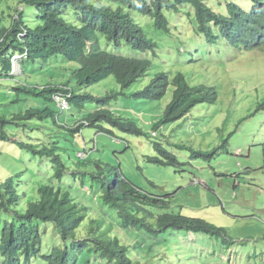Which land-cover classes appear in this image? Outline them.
I'll return each mask as SVG.
<instances>
[{
  "label": "trees",
  "instance_id": "trees-1",
  "mask_svg": "<svg viewBox=\"0 0 264 264\" xmlns=\"http://www.w3.org/2000/svg\"><path fill=\"white\" fill-rule=\"evenodd\" d=\"M12 2L18 18L13 16ZM19 5L25 7L21 12ZM181 12L193 30H184L176 21ZM23 26L28 29L24 40L17 37ZM4 36L1 66L9 58L7 40H14V48L22 44L30 49L24 75L9 77L17 80L13 108L7 110L11 113L0 116V134L7 138L15 133L11 130L29 128L20 133L31 166L10 170L16 180L12 189L8 182L0 183V254L7 255L11 264L23 256L30 262L33 258L34 264H93L94 256L98 264H176V242L170 240L174 234H225L203 218L156 212L166 206L165 201L133 182L113 160L97 156V135L122 140L117 132L145 134L128 117L130 111L124 116L120 106L127 105L132 86L150 73L171 38L179 41L176 52L188 51L193 62L203 58L195 52L207 51V44L224 50L225 46L264 50V0H249L248 8L231 0L224 4L223 0H0V39ZM189 44L197 46L188 50ZM57 60L72 74L75 88L66 82L43 87L29 83L31 73L53 69ZM110 76L118 82L115 91L85 92ZM215 84L200 78L189 81L185 72L169 69L157 71L136 95L151 101L169 98L154 124L155 129L167 130L199 104L215 103L219 97ZM60 93L71 94V109L61 112L65 121L70 119L66 131L60 130L65 127L57 120ZM88 128L98 132L91 148L85 140ZM46 130L50 132L45 137L30 134ZM154 149L156 154L147 156L149 162L182 164L163 142L156 141ZM81 150L83 157L78 156ZM18 161L26 163L24 158ZM88 183L103 195H82Z\"/></svg>",
  "mask_w": 264,
  "mask_h": 264
},
{
  "label": "rangeland",
  "instance_id": "rangeland-1",
  "mask_svg": "<svg viewBox=\"0 0 264 264\" xmlns=\"http://www.w3.org/2000/svg\"><path fill=\"white\" fill-rule=\"evenodd\" d=\"M227 1L223 0V4ZM231 1L249 7V0ZM219 9L220 6L215 8ZM176 21L184 30H193L183 12ZM167 45L171 48L167 47L154 60L150 73L132 86L127 105L120 106L124 116L130 111L132 115L128 117L145 134L117 132L122 140H113L88 128L84 131L88 147L97 135V156L113 160V165L121 167L133 182L165 201L166 206L156 208V212L203 218L225 230V234H174L170 240L176 242V264H190L192 259L194 264H264V50L230 46L224 50V46L207 44L205 52L194 49L203 58L193 62L188 51L176 52L178 39L171 38ZM189 46L186 49L192 50L197 45ZM54 65L53 69L31 73L29 83L43 87L64 81L75 88L77 82L63 69L65 64L57 60ZM169 69L185 72L189 81L200 78L207 84L215 82L219 97L215 103L199 104L184 119L167 126V130L155 129L169 98L151 101L136 93L144 90L157 71ZM1 70L5 71L0 65V116L11 113L7 110L13 108L10 104L15 94V82ZM13 73L21 75V66L15 65ZM117 88L116 78L110 76L87 87L85 92L99 95ZM59 112L65 120L67 116ZM156 141L166 144L182 164L174 167L149 162L147 156L156 154ZM0 181H4V176L0 175ZM86 186L92 188L93 184ZM90 191L87 193L91 195ZM192 254L194 258L190 257ZM95 258L91 262L98 264Z\"/></svg>",
  "mask_w": 264,
  "mask_h": 264
},
{
  "label": "clouds",
  "instance_id": "clouds-1",
  "mask_svg": "<svg viewBox=\"0 0 264 264\" xmlns=\"http://www.w3.org/2000/svg\"><path fill=\"white\" fill-rule=\"evenodd\" d=\"M17 7L19 9V12H21V11H23L25 9V7L23 5H19ZM20 7H23V8L21 9ZM15 8H16V5L13 8V11H14L13 16H14V18H18L19 13L16 11ZM22 29L23 30L21 32L17 33V37L19 39L24 40V38L28 34V29L25 26H23ZM5 40H6V36L1 38L0 42H4ZM13 41H14L13 39H9V40L6 41L7 42V47L9 49V58L7 59L6 65L3 66V68L8 71V67H9V71H8L9 76L5 75L6 77H10V75H11V76L15 77L16 79H18L19 77L24 75V72L21 75H19V74L15 75L13 73L14 72V67H15V65H19V66H21L22 71H23L24 62L28 58H30V49H28L27 47H25L22 44L18 48H14ZM8 61H9V63H8ZM29 64L31 65V63H29ZM1 72L4 73V71H2V70H1ZM14 82H15V86L14 87H16L17 80H15ZM62 82H64V81H60V82H58V84H62ZM69 97H71V94H69V93H60L59 95L56 96L57 105L60 108L61 112L69 111L71 109V102H70ZM59 98H66L68 100L69 106H68L67 109L61 108V106L59 105ZM59 113H57V120L59 121V123L62 126L65 127L64 129H60V130L66 131V129H68L70 127V125H69L70 119L68 121L60 120L61 116L59 115ZM72 121H75V120H72ZM29 123L33 124V126H35V127L39 126V123H37V122L31 121ZM78 125L79 124H77V126ZM28 130H29L28 127L24 128L22 130H19V131H17V129L16 130H11V131H14L15 133H12L14 135L10 134L9 138H7L5 136V134H0V175L4 176V181L3 182L0 181V183L1 184H5L6 182H8L9 189H12V184L16 182L15 179L12 180L13 177H14V174H12V176L9 175L10 170L12 172H14V169L19 167V166H22L23 168H25L26 166H31L30 154H28L26 152V150L23 148V145H25V143H23L21 141V138L23 137V134L20 133V132L24 133V132H26ZM48 132H50V130H46L45 134H42L40 131H36L34 133L31 132L30 134L33 137H45ZM50 136H51V134H48L47 135V139H50ZM83 145H85V143H83ZM11 148H13L12 151H9ZM79 152L80 153L83 152V154L79 155ZM79 152H78V156H81V157L85 156L84 155L85 150H81ZM21 158L25 159V161H26L25 164H21L18 161ZM4 171H5V174H4ZM85 188L87 190H91L90 191L91 195H96V197L100 198V196L103 195L102 191L96 190V189H92V188H89L87 186L82 187V195L88 194L87 190ZM88 195H90V194H88ZM177 253H178V251H177ZM33 262H34L33 258H32V262H30V261H26L25 257L23 256V257H20V261L18 262V264H34ZM0 264H11V262L9 261V257L7 255L0 254Z\"/></svg>",
  "mask_w": 264,
  "mask_h": 264
},
{
  "label": "built area",
  "instance_id": "built-area-1",
  "mask_svg": "<svg viewBox=\"0 0 264 264\" xmlns=\"http://www.w3.org/2000/svg\"><path fill=\"white\" fill-rule=\"evenodd\" d=\"M59 105L63 109H67L69 106L68 100L66 98H59Z\"/></svg>",
  "mask_w": 264,
  "mask_h": 264
}]
</instances>
